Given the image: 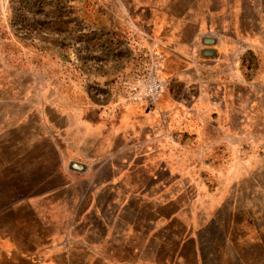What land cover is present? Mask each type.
Returning <instances> with one entry per match:
<instances>
[{
    "label": "rangeland",
    "instance_id": "1",
    "mask_svg": "<svg viewBox=\"0 0 264 264\" xmlns=\"http://www.w3.org/2000/svg\"><path fill=\"white\" fill-rule=\"evenodd\" d=\"M206 1L198 86L122 138L110 94L142 38L165 78L130 0H0V264H264V0Z\"/></svg>",
    "mask_w": 264,
    "mask_h": 264
},
{
    "label": "crops",
    "instance_id": "2",
    "mask_svg": "<svg viewBox=\"0 0 264 264\" xmlns=\"http://www.w3.org/2000/svg\"><path fill=\"white\" fill-rule=\"evenodd\" d=\"M130 8L132 16L140 26V32L146 33L156 46L155 51L160 58L166 86L171 87L175 84L184 88L198 86L197 72L206 65L199 55L203 50L204 38L210 36L214 16L210 4L206 0H130ZM111 36L116 38L115 34ZM129 68L125 58H121L120 62L114 64L112 71L116 74L128 71ZM110 77L92 73L89 81L92 84L96 83L97 86H103L110 84L115 75ZM79 83L78 79V135L82 136L88 129L97 128L99 115L93 105V97L82 92ZM89 102L92 106L87 105ZM174 102L176 100L171 93H164L158 99L156 107L150 109L149 114L163 112L164 107L160 105L161 103ZM145 113L143 108L136 105L121 109L111 134L124 138L123 134L126 133L119 130V126L130 123L136 126L139 124L138 121L145 119L143 116Z\"/></svg>",
    "mask_w": 264,
    "mask_h": 264
},
{
    "label": "built area",
    "instance_id": "3",
    "mask_svg": "<svg viewBox=\"0 0 264 264\" xmlns=\"http://www.w3.org/2000/svg\"><path fill=\"white\" fill-rule=\"evenodd\" d=\"M142 41L144 38L134 44L130 70L120 74L112 85L110 98L115 109L152 103L164 90L159 59L146 42L144 45Z\"/></svg>",
    "mask_w": 264,
    "mask_h": 264
},
{
    "label": "water",
    "instance_id": "4",
    "mask_svg": "<svg viewBox=\"0 0 264 264\" xmlns=\"http://www.w3.org/2000/svg\"><path fill=\"white\" fill-rule=\"evenodd\" d=\"M203 44L206 47H210V46H212L214 44V39L205 38ZM213 55H214V51L212 49H210V48H206V49L202 50V56L203 57L211 58ZM70 168L72 170L79 171V172L83 171V169H84V167L82 165L77 164V163H71Z\"/></svg>",
    "mask_w": 264,
    "mask_h": 264
}]
</instances>
